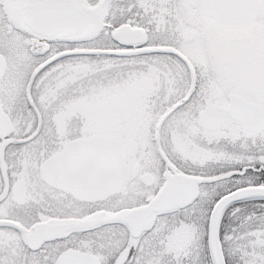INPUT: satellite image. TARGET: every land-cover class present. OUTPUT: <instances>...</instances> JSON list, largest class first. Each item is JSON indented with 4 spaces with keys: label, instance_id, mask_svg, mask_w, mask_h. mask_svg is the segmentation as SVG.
<instances>
[{
    "label": "snow or ice",
    "instance_id": "6c2138e0",
    "mask_svg": "<svg viewBox=\"0 0 264 264\" xmlns=\"http://www.w3.org/2000/svg\"><path fill=\"white\" fill-rule=\"evenodd\" d=\"M0 264H264V0H0Z\"/></svg>",
    "mask_w": 264,
    "mask_h": 264
}]
</instances>
